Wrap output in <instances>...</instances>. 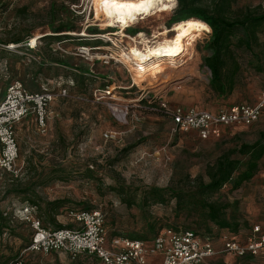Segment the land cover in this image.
<instances>
[{"label": "rangeland", "instance_id": "374dc122", "mask_svg": "<svg viewBox=\"0 0 264 264\" xmlns=\"http://www.w3.org/2000/svg\"><path fill=\"white\" fill-rule=\"evenodd\" d=\"M237 2L235 10L264 13V0ZM177 7L175 0L168 12L140 16L122 36L120 23L110 25L96 11L93 0H0V61L8 63V80L22 79L33 91H68L49 106L46 130L33 118L19 126L18 176L0 168V220L9 227L0 231V264H13L15 256L23 257L21 264H103L87 253L75 258L66 252L24 253L22 248L33 229L19 216L31 204L24 200L27 194L7 195L8 189H22L39 176L45 177L47 182L35 190L40 199L33 198L39 205L35 215L50 228L75 222L73 214L88 206L105 214L110 233H146L148 219L157 221L158 227L177 221L184 228L186 216H177L176 200L154 203L146 199L148 192L189 188L198 177L208 181L207 168L225 151L264 138V116L251 126L228 127L219 138L201 139L196 132L173 136L169 117L150 106L166 102L171 107L216 111L255 104L264 87V71L256 67L264 64V22L252 44L260 58L253 57L245 46L239 49L243 64L229 95L212 88V74L204 64L205 56L211 54L212 30L195 35L189 51L175 64L164 61L167 67L160 76L137 74L135 65L120 54L133 46L144 47L139 33L150 41L166 29L172 36L174 27L182 22H174ZM62 25L73 27L59 36L66 39L54 38L49 46L38 39L35 46L30 45L34 37L56 35L54 28ZM236 35L235 41L245 31L238 29ZM18 37L23 38L22 43H10ZM7 85V80L0 81L2 98ZM213 198L240 202V233L216 231L217 247L222 248L231 238L244 242L256 226L264 230V155L251 179L236 190L226 186ZM57 200L60 206L49 204ZM201 264H264V253L252 258L223 253Z\"/></svg>", "mask_w": 264, "mask_h": 264}, {"label": "built area", "instance_id": "2783aa9c", "mask_svg": "<svg viewBox=\"0 0 264 264\" xmlns=\"http://www.w3.org/2000/svg\"><path fill=\"white\" fill-rule=\"evenodd\" d=\"M68 95L66 88L34 92L22 79L13 80L0 98V168L18 176L19 144L17 124L34 117L38 127L46 130L48 108L59 97ZM157 109L169 116L173 136L196 132L201 139L219 138L226 128L251 126L264 116V90L255 104H240L217 111L198 107L169 106L159 102ZM35 207L26 204L20 218L33 229L26 252H66L73 258L89 254L103 264H201L208 258L228 253L238 258L264 253V230L251 229L244 242L231 238L216 246L214 238L194 230L165 228L153 241L109 237L105 216L100 210L73 214L75 227L48 228L35 214ZM110 238V239H109ZM17 264H21L18 262Z\"/></svg>", "mask_w": 264, "mask_h": 264}, {"label": "trees", "instance_id": "16d2710c", "mask_svg": "<svg viewBox=\"0 0 264 264\" xmlns=\"http://www.w3.org/2000/svg\"><path fill=\"white\" fill-rule=\"evenodd\" d=\"M236 3H238L237 0H211L210 2L205 0H178V7L174 16V22L184 21L190 18H197L205 23L207 22V24L211 27L212 38L209 43L211 54L205 56L204 64L211 71L212 88L220 95H229L233 92L236 86L235 83L237 76L243 64L239 58V55L242 53L239 49L245 46L247 50L253 52L252 44L257 40L258 27L264 22V13L256 15L249 8L241 11L235 10L234 7ZM54 29L55 30L53 32L57 33L56 35H45L39 39L41 41L46 40V44L49 46L53 42L52 39H66L67 37L59 36L64 35L63 33L66 31H73V27L69 25H62ZM238 29H243L245 31V36H238V40L235 41V37L237 36L236 31ZM55 36H57V38ZM22 42L23 38L18 37L14 38L10 43L18 45ZM252 55L253 57L260 58L256 52H253ZM256 67L258 71H264V64L258 65ZM8 75H10L8 63L4 64V62L0 61V81L7 80L9 85L13 80L16 79L9 81ZM263 90L264 87L260 94ZM151 104L152 105L150 106L153 107L154 111L167 116L165 112L157 109V102ZM263 155L264 138H261L254 143L242 142L239 146L229 148L207 168L206 176L208 177V181L202 177H198L193 180V183L189 186V188H172L168 190L155 189L149 191L146 199H153L154 203H164L166 200L170 199L176 200L175 211L177 212V216H186L184 228H180V224L177 221H175V223L172 225L158 227L157 221L148 219L146 224V233L134 232L132 234H122V232L117 231L110 233L111 231L108 230L107 220L105 217L106 228L107 231H109V237L113 238L116 236H122L133 240L153 241L158 236L160 231L165 228H174L177 230L182 229L183 231L194 230L202 235H208L212 237L216 235V231L220 233L224 230H228L233 234L240 233L241 229L239 228L238 221L240 202L223 201L214 199L213 196L215 193L229 185H231L232 190H236L245 181L251 179L259 169V161ZM46 180L47 179H45V177L39 176L37 180L27 184L26 187L22 189L13 187L8 189L6 194H27L28 196H25L24 198L25 202L30 203L34 207H39L38 202L34 201L33 197L35 196L37 200L40 199L35 190L37 187L43 186L45 182H47ZM168 194L169 196H167ZM49 204L53 205L54 207H58L60 206L61 202L57 200L54 202H49ZM93 210L99 209H93V207L88 206L85 209L80 210V212ZM2 219L6 220V217L2 216ZM52 222L55 226L57 225L54 220H52ZM44 226L50 228L45 224ZM62 227L71 226L57 225L55 228ZM4 228L9 227L1 223L0 220V231H3ZM31 239L24 244L25 246L22 248L24 253H28V251L26 252L25 250L30 246ZM32 253L43 254L42 252ZM247 257L252 258L255 256H245L243 258ZM19 258L20 257L15 256L11 261L13 264H17L18 262L24 263L23 257L20 259ZM8 262L9 261H7V263Z\"/></svg>", "mask_w": 264, "mask_h": 264}, {"label": "bare ground", "instance_id": "6f19581e", "mask_svg": "<svg viewBox=\"0 0 264 264\" xmlns=\"http://www.w3.org/2000/svg\"><path fill=\"white\" fill-rule=\"evenodd\" d=\"M93 3L96 11L102 13L110 25L120 23L123 32L119 34L122 36L126 34L124 30L137 22L140 16L168 12L175 6V0H93ZM98 19L101 18L98 17ZM173 32V35L169 36L166 29L156 36L155 41L147 40L144 33H139L138 38L142 39L144 47L133 46L127 51H122L120 55L125 62L135 65L133 68L137 74L160 76L167 67L163 65L164 61L175 64L178 58L189 51L193 37L199 33H210L211 27L207 22L190 18L178 23ZM113 35L118 34L113 33ZM101 36L108 37L107 35ZM38 39L39 37H34L30 45L35 46Z\"/></svg>", "mask_w": 264, "mask_h": 264}, {"label": "crops", "instance_id": "0c3cea01", "mask_svg": "<svg viewBox=\"0 0 264 264\" xmlns=\"http://www.w3.org/2000/svg\"><path fill=\"white\" fill-rule=\"evenodd\" d=\"M2 95H3V94L0 95V98H2ZM30 118H33V119H34V117L30 116V117L26 118L25 120H23L21 123L17 124V126H16V128H17L16 131H17L18 129H20V128H19L20 125L25 124L27 120H30ZM17 136H18V135H17ZM75 225H76L75 222H72V223L70 222V224H69L68 226L75 227Z\"/></svg>", "mask_w": 264, "mask_h": 264}, {"label": "snow or ice", "instance_id": "6c2138e0", "mask_svg": "<svg viewBox=\"0 0 264 264\" xmlns=\"http://www.w3.org/2000/svg\"><path fill=\"white\" fill-rule=\"evenodd\" d=\"M200 27H204L203 25H200Z\"/></svg>", "mask_w": 264, "mask_h": 264}]
</instances>
